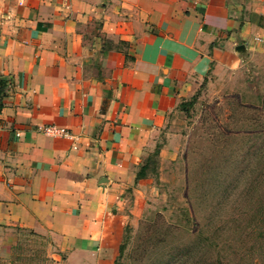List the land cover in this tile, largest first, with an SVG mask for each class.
<instances>
[{"label": "crops", "instance_id": "obj_1", "mask_svg": "<svg viewBox=\"0 0 264 264\" xmlns=\"http://www.w3.org/2000/svg\"><path fill=\"white\" fill-rule=\"evenodd\" d=\"M263 56L264 0H0V256L114 264L167 114Z\"/></svg>", "mask_w": 264, "mask_h": 264}, {"label": "rangeland", "instance_id": "obj_2", "mask_svg": "<svg viewBox=\"0 0 264 264\" xmlns=\"http://www.w3.org/2000/svg\"><path fill=\"white\" fill-rule=\"evenodd\" d=\"M199 86L166 116L114 264H264V56ZM15 238L0 264H62L49 240Z\"/></svg>", "mask_w": 264, "mask_h": 264}, {"label": "trees", "instance_id": "obj_3", "mask_svg": "<svg viewBox=\"0 0 264 264\" xmlns=\"http://www.w3.org/2000/svg\"><path fill=\"white\" fill-rule=\"evenodd\" d=\"M204 83H205V79L202 80L200 86L203 85ZM195 98H196L195 95H192V96H190L188 101L183 100V101L179 102L177 104V107L181 111L185 112V110L194 103ZM0 99H1V88H0ZM158 150H159V145L157 144V145H155L153 151L150 154H148L145 157V159L143 160L142 165L139 167V169H138V171L136 173L135 179H139L140 177H142L144 175V171L147 168H149L150 165H154V158L157 156ZM121 250H122V245L119 244L117 256L120 255Z\"/></svg>", "mask_w": 264, "mask_h": 264}, {"label": "built area", "instance_id": "obj_4", "mask_svg": "<svg viewBox=\"0 0 264 264\" xmlns=\"http://www.w3.org/2000/svg\"><path fill=\"white\" fill-rule=\"evenodd\" d=\"M37 131L47 137L70 138L69 133L65 129L52 126V125L39 126L37 127Z\"/></svg>", "mask_w": 264, "mask_h": 264}, {"label": "water", "instance_id": "obj_5", "mask_svg": "<svg viewBox=\"0 0 264 264\" xmlns=\"http://www.w3.org/2000/svg\"><path fill=\"white\" fill-rule=\"evenodd\" d=\"M242 47H243L242 45H239V46H237L235 49H236V50H240V49H242Z\"/></svg>", "mask_w": 264, "mask_h": 264}]
</instances>
